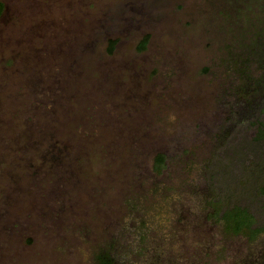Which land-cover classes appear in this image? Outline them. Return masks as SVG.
<instances>
[{
  "label": "rangeland",
  "instance_id": "1",
  "mask_svg": "<svg viewBox=\"0 0 264 264\" xmlns=\"http://www.w3.org/2000/svg\"><path fill=\"white\" fill-rule=\"evenodd\" d=\"M0 1V264H93L125 216L122 197L148 193L126 170L131 145L151 140L184 161L190 147L205 157L228 113L216 106L228 82L216 62L234 42L243 55L259 57L264 0ZM248 126H236L231 150L213 168L230 195L251 191L256 175L246 165H264ZM177 191L187 194L174 190L170 209ZM241 198L263 221L264 197ZM180 200L187 208L184 221L173 223L170 259H248L246 238L224 239L198 221L191 197ZM180 212H166L162 226Z\"/></svg>",
  "mask_w": 264,
  "mask_h": 264
},
{
  "label": "trees",
  "instance_id": "2",
  "mask_svg": "<svg viewBox=\"0 0 264 264\" xmlns=\"http://www.w3.org/2000/svg\"><path fill=\"white\" fill-rule=\"evenodd\" d=\"M5 10V3L0 1V17ZM261 13V17L256 16L262 24L258 32L262 47L259 57H253L248 53L243 55L242 50H239L240 44L234 42L232 45H226V53H223L216 62L228 81L221 86L216 97L218 98L216 106L220 109L226 106L225 111L227 109L228 113L222 118V124L218 125V131L212 133L205 157H200L190 147V150H185L188 158L184 161L183 154L174 153L171 156L167 151L157 148L151 140L140 139L137 144L131 145L128 156H132L130 158L132 164L128 165L126 170H131V182L135 183V187L147 188L148 193L143 197H137L129 192L122 197V204L126 208L125 216L113 223L116 232L109 242L100 245L96 250L93 264H162V262L169 264L173 260L175 262L176 259H170L173 257L168 255L167 250L177 247L173 223L184 221L182 208L187 207L180 199L188 201V197H191L192 205L203 215L199 222H204L215 232L223 235L224 239L242 237L248 240L250 256L247 260H236L235 264H264V220L260 222L241 198L242 193L244 196H254L257 199L264 197L262 171L264 165L259 162L257 170L246 165L245 171H252V174L256 175L249 189L251 191L248 192V188L243 187L241 192L231 195L221 186L222 183H219L221 179L218 180V169L213 170L220 161V153L231 150L230 140L234 136V129L240 124L254 127L253 141L264 148V9ZM148 40L149 36H144L137 49L145 50ZM115 44V41L110 42L108 52L114 50ZM235 154H238L237 151ZM167 171L169 175L175 176L170 182L164 178ZM176 171H179V174ZM241 181L244 183L243 179ZM178 187L189 195L177 191L183 198L177 195L176 208L170 209L172 192L174 194ZM164 204L169 208L167 214L172 211L178 214V209L181 210L178 217L174 216L177 218L176 222L171 218L166 221V229L161 223L166 215ZM187 211L199 215L192 207ZM152 234H156V240H153ZM257 248H261L263 252L260 254ZM254 250L256 251L253 252Z\"/></svg>",
  "mask_w": 264,
  "mask_h": 264
}]
</instances>
